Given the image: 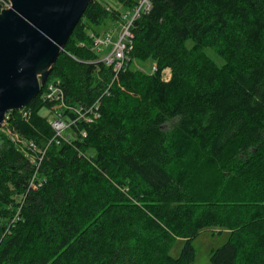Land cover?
<instances>
[{
	"label": "trees",
	"instance_id": "trees-1",
	"mask_svg": "<svg viewBox=\"0 0 264 264\" xmlns=\"http://www.w3.org/2000/svg\"><path fill=\"white\" fill-rule=\"evenodd\" d=\"M140 1L90 2L53 65L72 108L98 104L65 113L68 142L50 143L48 84L7 113L44 152L36 167L0 128V264H193L209 227L228 232L210 264H264V0H150L133 18ZM132 18L117 73L95 35Z\"/></svg>",
	"mask_w": 264,
	"mask_h": 264
},
{
	"label": "water",
	"instance_id": "water-1",
	"mask_svg": "<svg viewBox=\"0 0 264 264\" xmlns=\"http://www.w3.org/2000/svg\"><path fill=\"white\" fill-rule=\"evenodd\" d=\"M93 0H9L0 4V128L24 108L48 77Z\"/></svg>",
	"mask_w": 264,
	"mask_h": 264
},
{
	"label": "built area",
	"instance_id": "built-area-1",
	"mask_svg": "<svg viewBox=\"0 0 264 264\" xmlns=\"http://www.w3.org/2000/svg\"><path fill=\"white\" fill-rule=\"evenodd\" d=\"M0 4H1V8H6L10 6V2L9 0H0ZM149 9L150 8V0H141L139 6L136 8L133 18L136 16V14H139V11L141 9ZM125 16H127V14H124ZM132 19H130L126 25H125V31L124 33L120 36L119 40L116 42V44L114 45V53H113V48L112 51L108 54L103 55L102 60L106 62V64L113 66L114 70L118 73L120 72L125 66H126V62H127V50L130 49L132 47L131 44V30H130V24L132 22ZM102 36L109 38L111 36H113V31L109 30L105 33H102L100 36H96L95 35V49H97L98 43L99 42H105L104 39H102ZM126 39V41H124V39ZM83 44V43H82ZM103 46V45H101ZM169 72L170 70L167 69ZM166 70V71H167ZM166 71L164 73V78L167 80L169 77L166 76ZM171 74V73H170ZM59 81V80H58ZM60 82V81H59ZM59 82H50L47 85V90L43 95V99L44 100H48V101H56L57 103L54 106L53 109V113L56 115L53 119L49 120L50 124H56L58 126V130L56 129V133L54 135V137L50 140V143L55 140L57 143H61L64 141H69L70 137L73 136L72 135V129H70V122L72 121V119L65 113H67L68 111L71 112H77L79 113V118L83 117L85 115H87V113H91L92 115H87V120L91 121L93 119V117L99 115L98 112L95 111L96 108H98V104L95 103L93 105V107H91L88 112H86L85 114H83V108L80 107H71L72 105H70L66 100H65V93L62 89V87L59 85ZM74 106V105H73ZM77 106V105H75ZM63 108V112L60 111V109ZM24 115H27V111L24 112ZM7 116V115H6ZM8 118V116H7ZM7 118L3 124V128L4 130H6L8 133H10L12 140L14 141L15 145L24 153L25 156H27L28 158L31 159V161L37 166H39V155L40 153L44 152V150L38 148L33 141L28 140L24 137H22L18 132L11 130L8 126V122H7ZM54 127V126H53ZM71 130V131H67V133H65L64 131L66 130ZM82 135H85L86 132L82 131L81 132ZM49 143V144H50ZM42 180L43 178L40 177L39 173L37 172V170L35 171L33 177L30 180V187H39L42 184ZM23 201V200H22ZM21 201V204H22ZM20 210V208H19ZM19 210L17 212V216L19 214Z\"/></svg>",
	"mask_w": 264,
	"mask_h": 264
},
{
	"label": "rangeland",
	"instance_id": "rangeland-1",
	"mask_svg": "<svg viewBox=\"0 0 264 264\" xmlns=\"http://www.w3.org/2000/svg\"><path fill=\"white\" fill-rule=\"evenodd\" d=\"M113 24V21H109L107 26H110ZM116 25L118 27H116ZM114 25V28H109L105 29L103 33L112 30L113 31V36L106 38L102 36V39H104L105 42H99L98 43V48L97 50L100 51L102 55L107 53L109 50L110 52L112 51V48L116 44V42L119 40L120 36L124 33L125 31V25H122L119 27V23ZM106 28V27H105ZM104 29V28H103ZM127 38L124 39L126 41ZM192 40L188 42L190 45ZM103 45V46H101ZM109 52V53H110ZM207 52L213 57L218 63H222L223 60L217 56L211 49H207ZM113 53H114V48H113ZM154 60L149 59V60H138L136 63H132L133 68H141L147 72H152L154 69ZM166 76L169 78L171 77L170 72L167 70L166 71ZM42 115L47 116L49 120L53 119L56 115L53 112H50V110L47 107H43L42 110L40 111ZM4 130V128H2ZM7 132L6 130H4ZM68 130L64 131L67 133ZM10 135V133H9ZM21 197L18 195V200ZM19 216V214H18ZM228 240V232L226 231H219L218 228L214 227H209L205 228L201 231V233L194 239L193 244L195 246L197 255L196 258L193 262V264H210L211 263V254L212 252L223 245L226 241ZM184 240L179 239L176 244L174 245L172 249V254L174 256H178L179 253L181 252V249L183 247Z\"/></svg>",
	"mask_w": 264,
	"mask_h": 264
},
{
	"label": "bare ground",
	"instance_id": "bare-ground-1",
	"mask_svg": "<svg viewBox=\"0 0 264 264\" xmlns=\"http://www.w3.org/2000/svg\"><path fill=\"white\" fill-rule=\"evenodd\" d=\"M155 64V63H154ZM154 69H155V65H154ZM80 118H84V119H87V115L83 116V117H80ZM52 126H54V129L56 128L58 130V126L56 124H53ZM3 128V126H2ZM55 129V131H56Z\"/></svg>",
	"mask_w": 264,
	"mask_h": 264
}]
</instances>
